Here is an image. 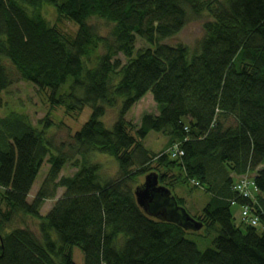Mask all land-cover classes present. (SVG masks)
I'll use <instances>...</instances> for the list:
<instances>
[{"label": "trees", "instance_id": "16d2710c", "mask_svg": "<svg viewBox=\"0 0 264 264\" xmlns=\"http://www.w3.org/2000/svg\"><path fill=\"white\" fill-rule=\"evenodd\" d=\"M44 4L76 24L75 33L51 25ZM203 13L209 18L193 49L162 42ZM91 17L112 23L107 35ZM138 39L147 46L136 49ZM19 80L48 89L50 106L91 113L60 144L47 132L48 116L40 126L16 112L0 116V264H76L72 246L83 264H264V230H257L264 225V0H0V108L2 92ZM147 92L158 113L142 114L137 125L125 120ZM118 105L105 127L100 117ZM149 131L167 138L164 149L143 145ZM175 145L182 154L173 157ZM94 152L116 161L115 176H100ZM68 163L77 170L60 176ZM149 172L187 214L174 183L203 187V212L189 214L199 230L143 211L134 190ZM241 175L253 181L254 201L233 189ZM232 205H246L257 224L235 222ZM25 218L36 220L37 233ZM189 233L213 234L211 245L199 250Z\"/></svg>", "mask_w": 264, "mask_h": 264}, {"label": "rangeland", "instance_id": "374dc122", "mask_svg": "<svg viewBox=\"0 0 264 264\" xmlns=\"http://www.w3.org/2000/svg\"><path fill=\"white\" fill-rule=\"evenodd\" d=\"M41 13L51 25H56L63 33L69 35L75 33L77 25L65 18L58 17L52 6L47 4L42 5ZM208 18L207 14L203 13L199 18L190 19L177 34L162 40V42L171 46L183 44L190 49H193L203 35L202 23ZM88 23L93 25L102 36L107 35L112 28V23L98 17L89 18ZM135 46L136 49H138L146 47L147 44L143 40L138 39ZM136 49L133 56L136 55ZM117 58L121 63L125 62V57L122 54H118ZM48 95V89L45 91H38L37 87L31 82L19 80L2 92L3 105L0 108V116L6 115L9 112L23 114L34 126H40V121L45 116H48L50 122L46 127L47 132L53 137L56 144H60L62 141H66L69 138V135L78 130L88 119L91 113V108L89 106H84L80 113H68L63 105L50 106L48 103ZM119 108L120 105L105 109L104 114L100 117L105 127L110 128L112 126L117 118ZM144 113H158L157 105L150 92H147L130 107L124 115V119L137 125L141 115ZM141 142L148 150L157 153L165 148L167 138L160 132L149 131ZM90 158L99 163V174L103 179L116 175V161L109 155L101 152H94L91 154ZM47 166V163L44 162L33 182L27 200L30 201L34 196L45 175ZM76 170L77 168L75 166L68 163L60 171V176H70L74 174ZM139 180H143V178H140ZM62 191L63 188L58 187L55 197L48 198L43 202L40 207V214H46ZM173 193L183 199L184 207L188 213L194 217H197L203 212V208L209 200V194L204 191L203 187H194L193 182L189 179H186L185 181H176L173 186ZM231 212L235 218V222L238 223L241 219V210L237 205H232ZM25 222L30 229L37 233L36 220L25 218ZM257 230H264V225L257 224ZM187 236L196 243L199 250H204L211 245L213 234L205 237L189 233ZM71 253L72 259L76 264H83V254L79 247L72 246Z\"/></svg>", "mask_w": 264, "mask_h": 264}, {"label": "water", "instance_id": "95a60500", "mask_svg": "<svg viewBox=\"0 0 264 264\" xmlns=\"http://www.w3.org/2000/svg\"><path fill=\"white\" fill-rule=\"evenodd\" d=\"M134 195L137 204L150 216L173 221L184 227L189 223V226L195 230H199L202 226L201 222L185 213L183 208L176 204L170 189L159 184L158 174L155 172H149L144 176L142 184L135 188ZM181 211L184 213H180ZM180 216L183 218H179Z\"/></svg>", "mask_w": 264, "mask_h": 264}, {"label": "built area", "instance_id": "2783aa9c", "mask_svg": "<svg viewBox=\"0 0 264 264\" xmlns=\"http://www.w3.org/2000/svg\"><path fill=\"white\" fill-rule=\"evenodd\" d=\"M171 151V156H175L176 154H182V151L175 145L169 148ZM233 189L240 194L242 197L248 198L254 201L253 192H256V187L253 184L251 178L247 175H241L237 178L236 182L233 184ZM241 210V220L245 223L256 225L258 222V218L256 215L250 213L249 208L246 205L240 207Z\"/></svg>", "mask_w": 264, "mask_h": 264}]
</instances>
